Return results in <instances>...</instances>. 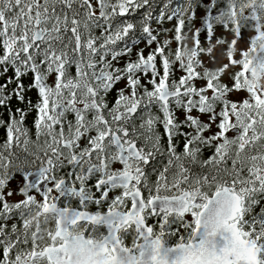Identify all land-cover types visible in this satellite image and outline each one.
I'll use <instances>...</instances> for the list:
<instances>
[{
	"label": "snow or ice",
	"instance_id": "1",
	"mask_svg": "<svg viewBox=\"0 0 264 264\" xmlns=\"http://www.w3.org/2000/svg\"><path fill=\"white\" fill-rule=\"evenodd\" d=\"M0 264H264V0H0Z\"/></svg>",
	"mask_w": 264,
	"mask_h": 264
}]
</instances>
